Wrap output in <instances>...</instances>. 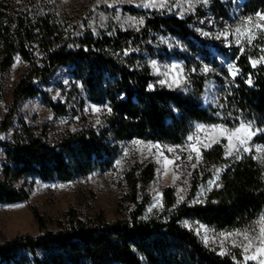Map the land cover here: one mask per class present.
<instances>
[{"label": "trees", "instance_id": "trees-1", "mask_svg": "<svg viewBox=\"0 0 264 264\" xmlns=\"http://www.w3.org/2000/svg\"><path fill=\"white\" fill-rule=\"evenodd\" d=\"M242 1V16L264 13V0ZM210 6L215 21L232 22L231 5L214 0ZM126 10L139 15L144 25L113 32L86 29L78 35L58 15L56 0H0V75L16 56L27 64L13 90L14 103L41 94L54 114L65 113V106L53 103L38 84L59 66H69L83 99L103 107L99 125L83 124L54 142L26 125L16 128L9 140L0 138V204L28 199L30 190L25 182L15 186L17 181H70L92 171L105 172L118 159L121 144L139 139L178 145L197 123L231 128L249 124L259 130L253 138L261 152L227 156L224 143L201 150L189 194L221 169L217 186L195 203H178L174 187H166L161 209L150 216L144 215L146 190L155 167L151 162L135 165L124 171L122 198L131 208L120 219L85 221L69 209L54 230L0 242V264H240L231 254L221 255L204 245L182 221L219 231H252L264 217V62L255 67L251 62L264 55V36L228 50L208 43L196 31L195 19L206 11L180 18ZM164 34L178 37L185 52L159 47L157 39ZM171 56L184 60L187 89H150L155 77L147 57ZM227 64L237 71L235 77L229 76ZM206 65L209 70L204 73ZM210 78L221 89L216 105L203 107ZM11 117L8 113L0 122V134L9 128ZM32 212L42 231L43 219L35 208Z\"/></svg>", "mask_w": 264, "mask_h": 264}, {"label": "rangeland", "instance_id": "rangeland-1", "mask_svg": "<svg viewBox=\"0 0 264 264\" xmlns=\"http://www.w3.org/2000/svg\"><path fill=\"white\" fill-rule=\"evenodd\" d=\"M212 1L214 0H206V2L205 0H56V3L60 18L78 35L86 29L93 32L101 30L113 32L115 29L129 30L142 27L144 23L139 21H143V19L139 15L129 13L126 8L157 11L180 18L206 11L204 17L195 19V28L200 36L208 43L228 50L235 47L242 48L247 41L242 40L238 43L234 30L241 27L248 18L242 16L240 12L243 1L220 0L231 5L230 20L232 22L229 23L215 21L210 16L209 9ZM259 22L263 23V21ZM157 41L158 46L164 47L167 52L174 54L185 52V46L178 37L164 34L158 37ZM146 55L147 53L144 54L145 57ZM147 65L155 77L154 84L150 85V89L154 85L170 89H187L186 66L183 59L177 56L161 60L147 57ZM227 65L229 76L235 77L237 71L233 65ZM205 69L209 70L207 65L203 69L204 73L207 72ZM26 70L27 64L19 56H16L9 69L0 75V122L7 117L8 113H11L12 116L9 128L0 134L2 140H9L15 129L21 125L32 128L37 135L42 134L49 142L58 140L67 131L78 130L83 124L99 125L103 107L83 99V95L79 91L80 87L74 86L69 66H59L52 77L45 83L38 84L39 90L44 92L53 103L65 106V113L59 114V116L54 114L42 99L41 94L28 96L14 103L13 90ZM220 89L221 86L213 78L208 79L202 94V106H215ZM241 124L231 128L225 124L204 125L197 123L194 124L192 133L178 145H162L158 142L135 139L121 144L118 159L112 169L105 170V172L92 171L86 177H75L73 180L60 182H43L38 178L17 181L15 186L25 182V188L30 190L29 197L26 201L16 204H0V242L18 235L32 236L47 230H54L58 223L64 220V213L69 209H72L79 218L85 221H91L98 217L108 221L120 219L131 208L122 198L126 191L124 171L135 165H145L149 162L154 164L155 175L146 190L149 203L145 207V216H150L161 209L162 192L166 187H174L178 203L200 202L210 189L217 186L221 169H217L211 179L201 183L195 194L190 195L191 175L200 159L197 161V153L189 145H194L200 153L201 150L212 145L224 143L225 154L231 156L228 155V132L235 130ZM198 125H203V129H198ZM215 126L227 129L228 132L222 133L219 129L212 131ZM251 128L257 133L253 126ZM190 136L193 137L191 141L189 140ZM254 136L243 147L235 138H233V143L239 148V152L249 153L254 150L259 153L261 148L254 142ZM137 141L140 143H135ZM149 145L152 147L149 148ZM156 145H159V148L155 147ZM244 147H247L249 151L245 152ZM235 153L238 152L234 148L232 155ZM165 157L174 163L166 164ZM32 208H35L43 219L44 229L42 231L34 219ZM258 221L255 223L254 229L248 231L250 238L258 235L261 227ZM182 222L185 227L194 231L204 245L214 249L218 254H231L237 262L240 261L242 264L243 245L248 243L243 239L244 231H219L197 221L192 223L185 219ZM237 232L241 234L230 235ZM205 238H207V243H205ZM257 245L258 241H254L250 251H255ZM247 264H256V261H248Z\"/></svg>", "mask_w": 264, "mask_h": 264}, {"label": "snow or ice", "instance_id": "snow-or-ice-1", "mask_svg": "<svg viewBox=\"0 0 264 264\" xmlns=\"http://www.w3.org/2000/svg\"><path fill=\"white\" fill-rule=\"evenodd\" d=\"M145 6H150V5H145ZM259 21H264V13L257 12L255 18L248 17L244 21L241 27H237L234 30L235 33L237 34V38H238L237 42L239 43L242 40H246L248 44H251L252 41L257 38L258 34L264 36V23H260ZM139 22L143 23L142 20ZM261 51L264 52V48H262ZM251 62L253 64V67H255L257 63L264 62V55L260 56L258 60H252ZM205 71H207V69H205ZM248 83H251V81L249 80ZM203 127H204L203 125L197 126L198 129H203ZM218 129L222 133L228 132L227 129H223L220 126H215L212 129V131H216ZM254 135H256V132L252 131L251 125H245L243 123L235 130L228 132V137H227L229 140L228 155H232L234 148L237 152H239V148L236 147V145L233 143V138H235V140L239 142V145L243 147L251 140L252 136ZM189 140L190 141L193 140V137L190 136ZM135 143H140V142L137 141ZM148 147L151 148L152 145H149ZM155 147L159 148V145H156ZM189 147H191L192 150L197 153V161H199L200 159L199 149L196 148L194 145H189ZM243 150L245 152L249 151L247 147H244ZM169 151H172V149H169ZM164 159L166 164L174 163V161L168 160L167 157H165ZM177 159H179V157H177ZM189 159H191V157H189ZM258 223L261 224V227L256 237L250 238L247 230H244L243 232V239L247 240L248 243L243 245L244 256H243L242 264H247L248 261H256V264H264V217H261V220L258 221ZM240 234L241 233L237 232L230 235H240ZM254 241H258V245L255 247V251H250L253 248ZM205 243H207V238H205Z\"/></svg>", "mask_w": 264, "mask_h": 264}]
</instances>
